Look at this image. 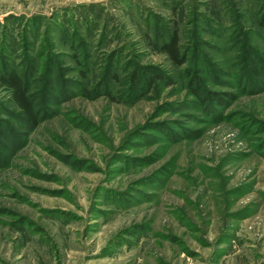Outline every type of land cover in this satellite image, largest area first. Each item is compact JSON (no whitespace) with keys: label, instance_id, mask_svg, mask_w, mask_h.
I'll return each instance as SVG.
<instances>
[{"label":"rangeland","instance_id":"obj_1","mask_svg":"<svg viewBox=\"0 0 264 264\" xmlns=\"http://www.w3.org/2000/svg\"><path fill=\"white\" fill-rule=\"evenodd\" d=\"M260 19L264 0H0V264H264ZM176 31L180 66L155 46Z\"/></svg>","mask_w":264,"mask_h":264},{"label":"trees","instance_id":"obj_2","mask_svg":"<svg viewBox=\"0 0 264 264\" xmlns=\"http://www.w3.org/2000/svg\"><path fill=\"white\" fill-rule=\"evenodd\" d=\"M260 26L264 28V20H259ZM179 33L176 31L167 41L162 42L161 44L155 46L160 50L161 53L167 55L169 59L175 63L176 65H184L186 63V57L181 54V49L179 45ZM253 64V71L257 76L262 75V70L259 69L254 61L251 59ZM116 68L112 67L109 69L108 74L106 75V80H115L119 79L117 72H115ZM26 74H21L17 70H12L10 72L4 73L1 78L3 85H5L15 100L17 107L21 110V112L25 115V118L30 124L36 125L38 123V116L36 112V107L34 102L30 96L29 90V76H25ZM86 93V92H85ZM196 95L198 98L202 100V102L206 105L207 99L210 100L209 102L216 101L218 105L223 104V99L219 94H213L211 96H207L205 99L201 96L200 93L195 90Z\"/></svg>","mask_w":264,"mask_h":264}]
</instances>
